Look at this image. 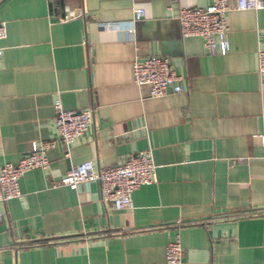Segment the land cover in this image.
<instances>
[{
  "label": "crops",
  "instance_id": "0c3cea01",
  "mask_svg": "<svg viewBox=\"0 0 264 264\" xmlns=\"http://www.w3.org/2000/svg\"><path fill=\"white\" fill-rule=\"evenodd\" d=\"M211 2L0 1V166L33 142L57 140L50 169L26 172L23 197L0 203V264H169L165 248L176 238L181 264H264V214L233 217L264 210L255 137L264 134V9L230 11V51L211 55L201 39L182 37L176 18ZM67 10L84 14L64 20ZM153 54L171 57L182 92L153 98L134 83L135 58ZM57 97L66 110H95L69 148ZM150 148L158 181L134 192L132 210L104 201L98 181L53 186L84 161L110 167Z\"/></svg>",
  "mask_w": 264,
  "mask_h": 264
},
{
  "label": "built area",
  "instance_id": "2783aa9c",
  "mask_svg": "<svg viewBox=\"0 0 264 264\" xmlns=\"http://www.w3.org/2000/svg\"><path fill=\"white\" fill-rule=\"evenodd\" d=\"M1 1V0H0ZM237 10L264 9V0H212L208 6L181 7L176 16L182 37H196L203 41L211 55L229 53L228 13ZM83 12L67 10L64 20L83 15ZM145 15L143 9L134 12V19L139 20ZM107 29L119 28L115 22H105ZM132 32L133 29H130ZM7 37L5 23H0V40ZM0 50V54H1ZM258 71L264 74V45L258 50ZM134 83L138 87H147L150 97H164L170 93H180L184 90L183 76L177 73L172 65V59L167 55L153 54L145 58L136 57L133 63ZM56 126L62 141L69 148L76 140L84 136L94 124V107L81 110L64 109L61 99H55ZM264 147V134L255 135ZM57 145L52 139L41 143L33 142L31 151L17 163H5L0 166V203L22 198L20 179L28 171L41 168L49 170L51 160L48 151ZM157 164L153 149L144 150L129 155L124 161L110 167H97L92 160L84 161L73 167L54 187L67 186L74 190L82 185L98 181L101 184L102 198L113 204L117 210H132L134 208L133 194L143 185L158 181ZM264 214V210L241 212L233 217H248ZM3 213L0 212V219ZM184 223L180 222L178 225ZM166 260L169 264H181L184 249L179 238L170 241L165 248Z\"/></svg>",
  "mask_w": 264,
  "mask_h": 264
}]
</instances>
